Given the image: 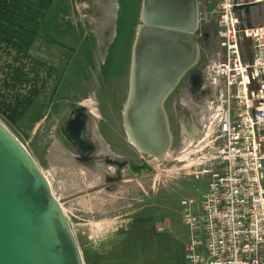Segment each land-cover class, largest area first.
I'll return each mask as SVG.
<instances>
[{
    "label": "rangeland",
    "instance_id": "obj_1",
    "mask_svg": "<svg viewBox=\"0 0 264 264\" xmlns=\"http://www.w3.org/2000/svg\"><path fill=\"white\" fill-rule=\"evenodd\" d=\"M9 1L0 0V22L7 13L12 23L19 21L26 10H34L35 2L38 6V0ZM220 1L198 0L204 38L198 40L194 66L163 103L171 144L164 158L158 159L131 142L124 121L133 48L144 25L143 0H47L42 33L74 49L73 66L58 102L36 134L29 127L11 123L1 112L0 121L48 178L74 235L80 236L89 221L133 217L149 204L171 207L176 202L182 206L184 200L199 201L213 174L220 171L217 157L221 141L214 146L216 135L202 129L203 104L196 95L203 85L205 68L219 47L211 4ZM237 1L248 5L259 0ZM240 14L247 24H264V0ZM9 61L17 60L11 57ZM9 70L0 69V76H8ZM75 107L87 112L89 129L96 135L95 153L87 160L80 158L62 132ZM187 110L190 120L183 118ZM133 166L138 169L133 170ZM105 195L113 201L112 206H88L100 203L102 197L105 200Z\"/></svg>",
    "mask_w": 264,
    "mask_h": 264
},
{
    "label": "built area",
    "instance_id": "obj_2",
    "mask_svg": "<svg viewBox=\"0 0 264 264\" xmlns=\"http://www.w3.org/2000/svg\"><path fill=\"white\" fill-rule=\"evenodd\" d=\"M235 6L211 4L219 47L196 95L221 167L199 201H182L187 264H264V24Z\"/></svg>",
    "mask_w": 264,
    "mask_h": 264
},
{
    "label": "water",
    "instance_id": "obj_3",
    "mask_svg": "<svg viewBox=\"0 0 264 264\" xmlns=\"http://www.w3.org/2000/svg\"><path fill=\"white\" fill-rule=\"evenodd\" d=\"M197 1H146L150 27L141 34L138 45L141 54L138 69L139 89L132 109L131 127L135 135L141 137V143L147 146V148H143L148 153H154L161 147L162 150L169 147V143L163 140L164 124L160 117V105L163 98L168 96L179 83L182 75L179 79L176 77L184 70V67L172 72L174 54L169 53L170 50L160 53L155 49L148 48L147 45L150 38H153V32L162 37L168 33L167 36L169 37L176 31L180 33L190 31L194 32V40L199 46L196 33L200 24L196 29L191 26L196 20L197 12H199ZM262 2L246 5L235 0L234 10L242 12L246 7L255 6ZM191 66L184 72L182 71L183 74L193 67ZM147 79L153 81L151 90L156 91L152 100L155 115L153 122H147L148 113L145 107L140 108L142 101L140 95L141 82L144 84ZM168 88L172 89L167 92ZM185 117L190 120L188 111L183 114V118ZM81 125L80 123L77 127L79 135L83 131ZM187 125L193 127L189 121ZM125 126L128 132L126 122ZM76 143L84 155L91 149L82 137H76ZM145 166L143 168H146ZM132 168L133 170L138 169L136 166ZM0 264H84L70 223L54 196L46 176L26 147L1 121Z\"/></svg>",
    "mask_w": 264,
    "mask_h": 264
},
{
    "label": "crops",
    "instance_id": "obj_4",
    "mask_svg": "<svg viewBox=\"0 0 264 264\" xmlns=\"http://www.w3.org/2000/svg\"><path fill=\"white\" fill-rule=\"evenodd\" d=\"M32 7L19 21L12 23L6 12L0 22V69H10L9 77L0 76V112L36 134L58 102L75 51L42 33L47 0H38V6L35 2ZM11 57L17 61L10 62ZM105 197L88 206H112L113 201ZM75 238L84 264H187L189 231L179 202L171 207L149 204L133 217L89 221Z\"/></svg>",
    "mask_w": 264,
    "mask_h": 264
},
{
    "label": "bare ground",
    "instance_id": "obj_5",
    "mask_svg": "<svg viewBox=\"0 0 264 264\" xmlns=\"http://www.w3.org/2000/svg\"><path fill=\"white\" fill-rule=\"evenodd\" d=\"M146 1L147 0H143V7H142V20L144 22V25L141 28V30L139 31L138 37L136 39V42H135V45L133 48V53H132V65H131V75H130V93H129V101H128V104H127L126 109H125L124 117H125V122H126L127 127H128V132H129V136L131 138L130 139L131 142L141 152H143L145 154H149L154 158L156 157L158 159H161L160 157H164L165 153L167 154L168 151H166V150L170 148V144H171L169 127H168L166 117L164 114V109H163V103H164L165 98L167 96H165L163 98L162 103L160 105V117L162 119V123L164 124V128L162 131L163 140L166 143H169V147H167V149L165 148V150H162L163 148L161 147V148L155 150L154 153L153 152H151V153L146 152L143 147L147 148V146H145L143 143H141V141H140L141 137L136 136L135 133L133 132L132 127H131V116L133 115L132 109H133V106L135 104V99H136L138 89H139L138 69L140 66L139 57L141 54L139 53L138 45H139L141 34L145 33L144 31L147 30L148 27H150L148 25L150 18L148 17V14H147ZM197 6H198V1H197ZM197 10L199 11V7L197 8ZM191 26L193 27V29L198 28V26H199V12H197L196 20L191 24ZM153 33H154V35H152L153 38L152 37L150 38V41H149V44L147 45V47L150 49H155L156 51H158L160 53H162L163 51L167 52L168 50H170L169 53L174 54V59L172 61L174 63V67H173V63H172V72L179 70L181 67H184V70H182L184 72L190 65L194 66V63L197 60L198 55H199L198 46L196 45V42H195L194 37H193L194 32L184 31V32L180 33V32L176 31V32L172 33V36H169V37L167 36L168 33H165V32H163V33H165V37L156 35V32H153ZM144 37H145V35H144ZM182 71L177 75L176 79H179V77L181 75L182 76L180 77L179 80L182 79V77L186 73L185 72L183 74ZM152 83H153V81H149V79H147L146 83H144V84L141 82L140 95H141L142 101L140 103V108L145 107L146 112L148 113L147 122H153L154 117H155L154 111H153L154 107L152 106V103H153L152 100H153V97H154V94L156 91L151 90L152 85H153ZM171 89L172 88H168L167 92H169ZM151 112H152V115H151ZM132 122H133V120H132ZM193 129H195V128H193ZM145 133H148V132L145 131ZM47 180H48V178H47ZM48 182H49V180H48ZM50 186H51V183H50Z\"/></svg>",
    "mask_w": 264,
    "mask_h": 264
},
{
    "label": "flooded vegetation",
    "instance_id": "obj_6",
    "mask_svg": "<svg viewBox=\"0 0 264 264\" xmlns=\"http://www.w3.org/2000/svg\"><path fill=\"white\" fill-rule=\"evenodd\" d=\"M214 24V22H213ZM215 25V24H214ZM204 30L200 28L201 37L198 40H202L204 38ZM215 35L217 36V27L215 26ZM218 38V36H217ZM82 124V134L79 135L77 127L79 124ZM62 132L65 135V137L72 143L73 147L77 150V152L80 155V158H83L87 160L95 153V144L93 142V138L96 136L94 132H92L89 129L88 124V116L87 112H85L83 109L79 107L72 108L70 112V116L63 125ZM76 137H82L86 143H88L91 147L90 151L86 153L85 155L82 153L81 149L76 143Z\"/></svg>",
    "mask_w": 264,
    "mask_h": 264
}]
</instances>
